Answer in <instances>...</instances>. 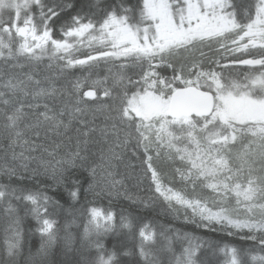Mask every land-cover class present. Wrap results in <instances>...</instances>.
Instances as JSON below:
<instances>
[{"label": "trees", "instance_id": "obj_1", "mask_svg": "<svg viewBox=\"0 0 264 264\" xmlns=\"http://www.w3.org/2000/svg\"><path fill=\"white\" fill-rule=\"evenodd\" d=\"M227 1L229 13L241 26L247 25L258 9L257 0ZM68 3L75 4L71 11L64 10ZM30 10L37 14L29 21L38 35L43 32L46 20L58 12L48 28H53L54 35L63 41L61 30L70 26L71 17L77 13L86 21H93L96 27L117 17L139 29L143 26L144 0H39ZM8 45L0 50V185L7 186L0 187V191L8 193L0 201V264H100L101 259L109 264H229L230 250L237 264H264V218L254 220L258 226H240L239 218L245 222L249 213L234 208V197L225 202L219 200L218 204L206 183L192 184L186 179L189 166L167 151L166 146L148 152L140 130L135 131L133 123L122 125L124 130L125 126L133 127L122 133V121L116 123V115L112 114L114 102L99 104L108 106V110L97 107L96 101H79L72 83L89 74L98 78L105 67L100 63L98 67L93 63L91 69L88 65L69 67V58L78 60L88 57V53L57 54L53 48H47L32 53L27 68L26 57L17 54V46ZM223 48L224 54L230 52L231 47ZM37 55L41 58L37 59ZM257 56L252 54L246 60ZM10 58L21 63L22 68H14ZM231 60L223 57L219 60L223 66L217 69L226 83L244 81L249 73L254 74L249 68L225 66L224 62ZM144 63L136 60L118 64L110 71L115 73L120 65L119 74L137 79L153 70ZM176 63L172 71L164 67L157 71L158 75L175 79ZM27 74L32 76L30 83ZM47 85L51 87L43 89ZM40 89L51 95L33 97ZM74 97L82 106L74 103ZM87 105L100 109L88 112L87 108H93ZM190 121L199 127L207 120ZM218 127L219 149L224 151L233 170L243 181H254L264 188V131L255 134L258 125H240L237 128L242 131L234 134V130L219 124L208 127L202 138L207 140V135L215 134ZM152 173L163 186L187 200L205 202L208 208L222 212L226 220L208 226L188 220V210L167 202L156 191ZM90 185L96 186L94 191H88ZM77 188L82 194L79 201L70 195ZM21 189H42L59 201L57 208L49 210L59 221L54 245L37 231L29 212L31 206L16 198L22 194ZM96 192L102 194L97 196ZM128 196L139 199L133 202ZM89 201H96L102 209L111 206L116 211L117 219L107 231L85 233L88 217L83 209ZM9 206L17 210L11 217L6 213ZM10 225L18 233L11 238L17 245L11 249ZM141 226L148 232L154 231L153 241L146 242L141 237ZM187 253H192L190 259Z\"/></svg>", "mask_w": 264, "mask_h": 264}, {"label": "rangeland", "instance_id": "obj_2", "mask_svg": "<svg viewBox=\"0 0 264 264\" xmlns=\"http://www.w3.org/2000/svg\"><path fill=\"white\" fill-rule=\"evenodd\" d=\"M38 2L39 0H0V50L14 43L17 46V54L24 55L26 62H29L32 53L25 51L24 45L32 47L42 34L38 35L29 21L33 15H37L30 7ZM228 7L227 0H144V13L141 19L143 26L139 29L130 26L125 18L112 17L104 21L110 22L107 31L102 30L100 24L74 41V47L70 51L72 55L88 53L89 56H93L101 51L113 55L107 62L101 60L100 66L105 67L101 69L104 71L102 76L96 78L90 74L86 77L84 75L72 84L76 89V83L82 82L86 89L91 81L104 80V87L110 90L111 98L105 100L102 90L97 88L98 99L94 101L97 105L105 101L114 102L112 114L116 115L117 120L118 116L120 117L121 129L127 122L133 123L134 130H140L143 142H146L149 148L148 152L166 146L167 151L177 155L189 166L186 174L188 181L192 184L197 181L206 183V186L215 193L218 204L219 200L225 202L234 197V208L249 213L247 221L242 222L239 218L240 226L242 224L254 227L258 226L257 222H254L255 219L264 218V188L254 181H243L242 176L227 162L224 151L219 149V127L215 134L207 135V140L206 137L202 138L208 127L215 128L219 124L234 130V134L242 131L241 128H237L240 125H258L255 134L264 131V72L249 73L244 81L233 80L226 83L217 70L223 66L219 63V55L228 60L238 50L235 41L241 36L242 31L254 32L264 41V0H257V12L248 26H239L229 13ZM139 21L138 17L137 22ZM26 24L30 25L32 30L26 38H17L19 27L21 26V29ZM6 26L10 27V33L5 30ZM198 27L200 30H196ZM230 46V52L224 54L223 47ZM47 48L56 51L52 45ZM219 51L222 54H219ZM253 51V48L250 49L249 54L256 56L257 51L255 53ZM181 57L183 58L179 59ZM136 60L149 64L153 70L137 79L119 74L118 71H122L120 65L115 73L110 71L118 64ZM177 60H180L179 64L176 63ZM183 60L185 63H181ZM93 63L95 62L85 65L91 69L94 67ZM173 63L178 64L175 79L158 75L157 71L164 67L172 71V67H175L172 66ZM227 63L224 62L225 66ZM27 75V82L30 83L32 76ZM7 86L12 88L9 84ZM50 87L51 85H47L43 89ZM189 87L211 93L215 99L214 114L199 127H194L193 121L189 122L191 118L174 120L169 117L172 94L178 88ZM41 91L43 90L34 92L33 97L51 95V92ZM77 95L79 101L84 100L83 89L77 91ZM77 100L78 98L74 97V103H77ZM77 106L82 105L78 102ZM87 106L93 108H87L88 112L98 111L100 108L97 107L110 110L108 106L103 105ZM39 121L36 122L37 126ZM125 128L122 129L124 134L130 130L126 126ZM152 179L156 191L167 202L177 205L183 211L188 210V220L198 221L202 226L226 220L227 217L222 212L208 208L205 202L187 200L179 193L163 186L155 173H152ZM187 254L190 259L192 253ZM229 255V264H237L232 250L229 251ZM100 264L109 263L101 259Z\"/></svg>", "mask_w": 264, "mask_h": 264}, {"label": "snow or ice", "instance_id": "obj_3", "mask_svg": "<svg viewBox=\"0 0 264 264\" xmlns=\"http://www.w3.org/2000/svg\"><path fill=\"white\" fill-rule=\"evenodd\" d=\"M75 7L74 3H68L64 10L71 11ZM46 15V14H44ZM59 15L58 12H54V15L51 16V19L46 20L44 25L43 32L40 36V39L37 43H35L32 47H29L28 44L24 45V50L28 53H35L37 49H40L42 52L49 46L52 45L57 54L60 53H68L74 47V41H77L80 37L84 35L85 32H90L96 28V24L91 20H85L84 17L79 15L78 13L71 17V24L67 27V29L62 28L61 36L64 37L63 41L58 40V38L54 35L53 28L49 29L48 25L51 24V21L54 17ZM107 19V18H106ZM109 23L101 22V28L104 31H107L109 28ZM51 37V39H49ZM112 53H108L105 51H101L95 54V56L91 57H83L78 60H73L71 58L68 59V66L75 67L77 65L83 66L89 62V59L93 60L97 65L103 60L107 62L111 57ZM37 59H40L41 56L37 55ZM63 58V57H61ZM105 80L107 78H104ZM77 91L84 90L83 99L84 100H91L94 101L98 99L97 96V88H100L103 92V98L105 100L111 98V92L109 89L104 87V80H93L88 88H84V83L77 82L75 85ZM93 174H95V170H93ZM12 177L9 176V179ZM115 183H118L116 181ZM2 188H6L7 186L0 185ZM95 185H90L88 191H94ZM67 190V189H66ZM13 191L15 192L16 189L14 188ZM55 191V189H53ZM22 194L17 196V199H24L25 203L30 205L29 212L32 218L36 221L37 224V231L40 233L41 237H46L50 241L52 245L55 244V237L58 232V225L59 221L54 214H50V209L57 208L59 206V201L55 199L54 196L50 195L48 191L40 190H33V189H21ZM7 191H0V201L4 199L7 195ZM101 192H96L97 196H100ZM111 196V193H107ZM70 195L75 201H79L81 199V192L77 188L75 190L70 191ZM129 200L135 202L139 198L136 197L135 199L132 196L126 197ZM111 201H109L110 205ZM17 210L9 206L6 209V213L9 217L13 215ZM84 214L88 217L87 225L85 226V233H89L90 231H95L97 233L107 231L110 227H112L117 219L116 211L111 208V206L107 208H101L96 201H89L86 207L83 209ZM8 231L10 232L9 237V244L10 249L12 247H16L17 245L12 243V237L18 235L15 228L13 226H9ZM141 237L146 242H151L154 240V231L148 232L144 230V227L141 226ZM11 254V250L9 252ZM46 254V253H45Z\"/></svg>", "mask_w": 264, "mask_h": 264}, {"label": "water", "instance_id": "obj_4", "mask_svg": "<svg viewBox=\"0 0 264 264\" xmlns=\"http://www.w3.org/2000/svg\"><path fill=\"white\" fill-rule=\"evenodd\" d=\"M30 31L31 27L25 26L18 30L17 36L26 38ZM90 62H93V60L89 59L88 63ZM255 63L249 62L250 65H254ZM214 110L215 99L211 93L189 87L178 89L172 94L169 117L174 120H181L183 118L208 119L214 114Z\"/></svg>", "mask_w": 264, "mask_h": 264}, {"label": "flooded vegetation", "instance_id": "obj_5", "mask_svg": "<svg viewBox=\"0 0 264 264\" xmlns=\"http://www.w3.org/2000/svg\"><path fill=\"white\" fill-rule=\"evenodd\" d=\"M253 21V19L251 21L248 22L247 26ZM241 26V25H239ZM245 28V27H244ZM5 30L7 32H11V29L9 26L5 27ZM196 30H200L199 27L196 28ZM260 36L254 32H241V36L238 37L235 41V44L237 45V51L234 52L233 57L231 62H228L226 64V66H230V68H249L252 71H254V73H260V72H264V41L260 40ZM231 47V46H230ZM254 49V53L255 51H257L256 56L257 57H251L254 59H248L246 60V58H249L250 56H252V54L250 52V49ZM239 49H242L239 51ZM220 52V51H219ZM89 57V56H88ZM260 57V58H258ZM245 59L241 62H239L240 60ZM243 62V63H242ZM249 62H259V64H254L253 66H246V65H250ZM240 63H242V66H240ZM245 66V67H244ZM252 67V68H250ZM179 89V88H178Z\"/></svg>", "mask_w": 264, "mask_h": 264}, {"label": "bare ground", "instance_id": "obj_6", "mask_svg": "<svg viewBox=\"0 0 264 264\" xmlns=\"http://www.w3.org/2000/svg\"><path fill=\"white\" fill-rule=\"evenodd\" d=\"M28 24H26V26H27ZM23 26V25H22ZM28 26H30V25H28ZM21 27V26H20ZM20 27H19V29H20ZM31 27V26H30ZM18 29V30H19ZM31 30H32V27H31ZM18 32V31H17ZM17 35V34H16ZM17 38H19L18 36H17ZM20 39V38H19ZM220 54V53H219ZM221 55H219V60H221L222 58L220 57ZM213 57H216V56H214L213 55ZM10 64L14 67V68H18V70H20V68H22V66H21V63H18V62H16V61H14V60H12V58H10ZM12 61V62H11ZM243 61V60H242ZM241 62V61H240ZM26 63V62H25ZM243 63V62H242ZM242 63H240V66H242ZM25 66L27 67V68H30V62H27L26 64H25ZM118 119L119 120H117V121H121V119H120V117L118 116ZM207 120V119H206Z\"/></svg>", "mask_w": 264, "mask_h": 264}]
</instances>
